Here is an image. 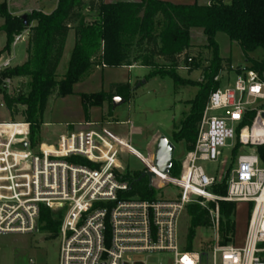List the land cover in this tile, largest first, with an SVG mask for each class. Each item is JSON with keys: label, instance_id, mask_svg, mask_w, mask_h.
Instances as JSON below:
<instances>
[{"label": "built area", "instance_id": "obj_1", "mask_svg": "<svg viewBox=\"0 0 264 264\" xmlns=\"http://www.w3.org/2000/svg\"><path fill=\"white\" fill-rule=\"evenodd\" d=\"M24 40L23 33L17 34L13 45ZM5 54L0 73L12 66L13 56ZM11 79L5 78L3 86ZM263 101L264 78L250 68L213 91L180 174L156 171L155 154L148 156L153 168L145 169L156 172L150 185L178 188L175 196L156 194L152 199L129 195L130 183L123 179L120 154L131 145L130 121L120 122L130 125L126 138L114 134L110 122L86 121L73 124L55 142L36 146L30 142L28 122L0 123V234L52 236L41 230L45 208L61 222L54 235L61 239L59 264H203V258L206 264H264V164L258 150L264 146ZM7 124L18 129L7 133ZM236 139L248 151L237 155L227 192L219 195L213 188L224 180L232 160L224 151L233 153ZM200 162L218 163V168L208 174ZM206 200L216 201L209 209L215 238L200 251L188 249L182 216L187 205L205 206ZM220 200L253 204L241 243L235 237L221 242ZM140 255L156 261L135 258Z\"/></svg>", "mask_w": 264, "mask_h": 264}, {"label": "trees", "instance_id": "obj_2", "mask_svg": "<svg viewBox=\"0 0 264 264\" xmlns=\"http://www.w3.org/2000/svg\"><path fill=\"white\" fill-rule=\"evenodd\" d=\"M91 14L87 21L85 10ZM0 15L5 18L1 27L7 41L0 50V56L11 51L17 34L29 29L28 58L20 64L5 68L0 73V93L11 115L16 107H25L23 116L30 124V142L39 143V133L43 124V115L49 98L56 94L65 97L74 93V85L97 68V66L123 67L134 63L150 70L149 76H170L176 86L198 85L197 95L189 101L190 110L185 114L179 127L173 131L172 138L182 143L186 151H191L196 143L198 129L210 94L220 87L215 77L228 65L230 71L240 72L239 66L232 68V60L220 55L216 35L225 33L242 48L248 68L264 74V54L257 58L258 49L264 50V0H211L207 5H179L163 0L116 1L104 0H59L51 13L34 10L23 17L9 13L6 3L0 5ZM162 18V30L158 33V19ZM35 25L30 26L32 22ZM201 29L206 47L212 49V57L204 68L205 81L198 82L182 77L178 71L192 73L200 68V62L192 57L193 30ZM70 30L75 31V45L71 53L67 72L58 79L57 69L62 60ZM191 59V62L188 60ZM225 62V64H223ZM30 78L28 90L11 96L1 88L5 78ZM131 85L127 82L112 83L109 92L81 93L86 108L101 106L121 96L130 99ZM253 117V113L251 114ZM240 148L237 142L233 157ZM264 164V146L258 148ZM232 157V158H233ZM181 161L174 159L170 174L178 176ZM143 172L126 171L123 176L128 180V194L140 198L152 199L157 190L150 185ZM219 195L227 192L226 183L213 188ZM214 208L216 201H210ZM220 210L219 234L223 244L233 240L236 233L234 202L217 201ZM253 204H250V210ZM210 208L199 203L187 205L189 215L187 248L192 249L193 239L200 227L211 226ZM42 231L54 236L61 222L54 220L49 210L43 209Z\"/></svg>", "mask_w": 264, "mask_h": 264}, {"label": "rangeland", "instance_id": "obj_3", "mask_svg": "<svg viewBox=\"0 0 264 264\" xmlns=\"http://www.w3.org/2000/svg\"><path fill=\"white\" fill-rule=\"evenodd\" d=\"M25 0H0V5L8 3L10 8L15 10L18 3ZM172 4H200L207 5L211 0H163ZM226 3H231V0H225ZM35 0H30L28 5L36 4ZM16 5V6H15ZM85 15L90 21L91 14L89 10H85ZM26 16V15H25ZM3 22V17L0 15V25ZM157 31L162 30L163 20L158 19ZM24 32V31H23ZM22 32V33H23ZM216 40L219 44L220 55L222 57L230 58L234 65L245 67L247 65L245 54L241 46L231 40L225 33L219 32L216 35ZM5 34L0 33V49L5 42ZM193 48L190 49L192 57H195L200 62V68L193 71L191 74L186 70H179L178 73L192 81L203 82L205 81L204 68L209 64L212 57V49L206 47L205 36L201 29L193 30L192 38ZM72 47L67 49V55L62 60L58 69V79L63 77L67 72L69 60L71 56ZM16 52V58L12 60V66L20 65L26 58V43L20 42L18 46L12 47L9 53ZM8 52V51H7ZM263 49H258L255 53L256 56H262ZM224 61L223 64H225ZM150 70L141 66H136L134 69L129 70L127 67H97L86 76L83 80L74 85V93L65 97H57L56 94L52 95L43 115V122L50 123V127L42 126V132L39 133V142H55L59 137V133L66 132L73 128V124L85 122L86 120L110 122L107 126L117 136L126 138L129 135V124H121L120 122L130 121L134 129L131 132L130 144L133 146L130 153L126 150L120 154V160L124 167V172L131 173L143 172L145 165L151 167L150 154H155L158 138L161 135L167 136L173 141L176 146L174 158L182 160L187 152L182 143H176L172 134L180 122L184 119L185 114L190 110L189 101L193 100L197 95L200 87L198 85L176 86L170 76H149ZM228 65H225L224 70L220 72L219 81L220 86L224 87L229 82L234 80V76L229 73ZM230 75V77H229ZM131 82L130 99L121 105L114 106L112 101H105L101 106H90L88 109L84 105L81 93L93 92H109L112 83ZM145 80V82H140ZM30 78L28 77H15L12 78L7 86H1L5 92L11 96L17 95L20 91L26 92L28 90ZM3 96V95H2ZM1 100V94H0ZM1 103V102H0ZM4 107L0 106V122H25L23 116L24 106L18 105L16 107V114L11 115L5 103ZM114 115V116H112ZM67 124L69 126L67 127ZM3 128L11 129L9 132L13 134L15 125L7 124ZM231 143V140L228 141ZM237 144V139L235 140ZM128 149V148H127ZM239 148L238 153L233 157L231 149L225 150L224 155L232 158L229 168L226 172L224 180L221 182L226 183L227 176L230 174L231 169L236 163L237 155L247 152L248 148L244 150ZM205 171L210 174L218 168V163L200 162ZM220 184V183H219ZM154 189L155 187L152 186ZM178 188L173 185H168L165 188L158 189L157 194L166 196H175ZM203 200V199H202ZM235 223L236 233L235 242L241 243L244 239L248 218L250 216V205L246 203H235ZM201 205V204H200ZM204 205L208 208L210 203L206 200ZM203 206V205H201ZM203 206V207H205ZM189 226V215L185 212L181 220V230L184 236H187ZM45 232V231H44ZM44 234L31 233V234H0V264H20L22 253L27 257H22L28 264H59V249L61 239L59 236H46L45 240H41ZM215 238V229L211 225L209 227H200L196 231L193 239V250H202V246L210 243ZM188 244V240H187ZM135 258L147 260L149 262L156 261V257L147 258L144 255ZM32 259V262L30 261ZM203 264H206V258H203Z\"/></svg>", "mask_w": 264, "mask_h": 264}, {"label": "crops", "instance_id": "obj_4", "mask_svg": "<svg viewBox=\"0 0 264 264\" xmlns=\"http://www.w3.org/2000/svg\"><path fill=\"white\" fill-rule=\"evenodd\" d=\"M58 1L59 0H35V2L34 3H36V4H31V5H28V3L30 2V0H25L24 2H22V3H18L17 4V6H16V8H15V10L13 9V8H10V6H9V4L8 3H6L7 4V7H8V11H9V13L10 14H12L13 16H19V17H24L25 15H27L28 13H31L32 11H34V10H38V11H44V12H46V13H51L52 11H54L55 9H56V7H57V5H58ZM106 3H112V2H116V1H139V0H104ZM226 2V1H225ZM179 5H186V4H179ZM3 17V16H2ZM5 23V18L3 17V22L1 23V25H0V33L2 34H5V40L7 41V36H6V33L3 31V30H1V27L3 26V24ZM36 24V22L34 21V22H32V24L30 25V26H33V25H35ZM23 34H24V36H25V40L24 41H22V42H25L26 43V58H25V60L23 61V63L27 60V58H28V53H27V48H28V42H29V29H26L24 32H23ZM75 40H76V37H75V31L74 30H70V32H69V34H68V37H67V41H66V46H65V50H64V54H63V57H62V60L66 57V55H67V49H68V45H69V47H72V50H73V48H74V45H75ZM6 41L4 42V44L2 45V48L5 46V44H6ZM20 43V42H19ZM18 43V44H19ZM18 44L17 45H12V47H16V46H18ZM1 48V49H2ZM0 49V50H1ZM72 50H71V53H72ZM5 53H8V54H10V55H12L13 56V61H14V59L16 58V52L14 51L12 54L11 53H9V52H4L1 56H0V62L3 60V59H5L6 58V56H7V54H5ZM263 56V55H262ZM262 56H256L258 59L259 58H262ZM71 57V56H70ZM222 57V56H221ZM224 58V57H223ZM62 60H61V62H60V64L62 63ZM70 61V60H69ZM247 62V61H246ZM60 64H59V66H58V69H59V67H60ZM135 64V67L136 66H140L139 64H137V63H134ZM232 68H236V67H238V66H236V65H234L233 64V62H232ZM123 67H127V66H123ZM141 67H143V66H141ZM240 67V66H239ZM249 67V65H248V63H247V65L245 66V67H240V68H248ZM144 68V67H143ZM58 69H57V75H59L58 74ZM127 69L129 70V73L131 72V70L127 67ZM134 69V68H133ZM230 74H232L233 76H234V78H235V74H236V72L235 71H230L229 72ZM59 77V76H58ZM229 77H230V75H229ZM263 78H264V74H263ZM140 82L142 83V81L140 80ZM127 83H130V85H131V82H130V79L127 81ZM1 94V93H0ZM0 106L1 107H4V102H3V96H2V94H1V100H0ZM263 103H264V101H263ZM112 116H114V115H112ZM86 121H91V120H86ZM85 121V122H86ZM0 123H3V122H0ZM46 126V127H50V123H48V122H43V124L41 125V129H40V133L42 132V126ZM5 129V131L7 132V133H10L9 131L11 130V129H6V128H4ZM63 132H61V133H59V135H61ZM58 135V136H59ZM58 139V138H57ZM56 139V140H57ZM133 146L132 145H128L127 146V148H128V150L130 151V149L132 148ZM41 240L43 241V238H41ZM22 255L23 256H21V259H20V264H28L27 262H26V260L24 261V259H25V257H27V255L24 253H22ZM22 257H24V259L22 258ZM30 261L32 262V259H30Z\"/></svg>", "mask_w": 264, "mask_h": 264}, {"label": "water", "instance_id": "obj_5", "mask_svg": "<svg viewBox=\"0 0 264 264\" xmlns=\"http://www.w3.org/2000/svg\"><path fill=\"white\" fill-rule=\"evenodd\" d=\"M26 22V16L23 17ZM145 82V80H142ZM126 100L121 96H115L113 98V105L118 106L124 103ZM176 146L171 139L165 135H161L158 138L156 151L154 155V161L156 166V171L163 174H170L171 168L174 164V154ZM156 172L145 169L142 173V177H148L150 180L155 177Z\"/></svg>", "mask_w": 264, "mask_h": 264}, {"label": "bare ground", "instance_id": "obj_6", "mask_svg": "<svg viewBox=\"0 0 264 264\" xmlns=\"http://www.w3.org/2000/svg\"><path fill=\"white\" fill-rule=\"evenodd\" d=\"M247 135H248V132L247 131H245L244 132V138H246L247 137ZM150 168H153V166L151 165V167ZM160 175V174H159ZM263 198H264V196H263Z\"/></svg>", "mask_w": 264, "mask_h": 264}]
</instances>
